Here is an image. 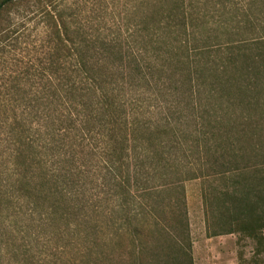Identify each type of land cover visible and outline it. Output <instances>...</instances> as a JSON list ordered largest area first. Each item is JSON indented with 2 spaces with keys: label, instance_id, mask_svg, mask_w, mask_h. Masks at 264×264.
<instances>
[{
  "label": "trees",
  "instance_id": "1",
  "mask_svg": "<svg viewBox=\"0 0 264 264\" xmlns=\"http://www.w3.org/2000/svg\"><path fill=\"white\" fill-rule=\"evenodd\" d=\"M130 1L0 0V264H193L209 174L264 236V0Z\"/></svg>",
  "mask_w": 264,
  "mask_h": 264
},
{
  "label": "rangeland",
  "instance_id": "2",
  "mask_svg": "<svg viewBox=\"0 0 264 264\" xmlns=\"http://www.w3.org/2000/svg\"><path fill=\"white\" fill-rule=\"evenodd\" d=\"M68 5L77 6L83 18L92 16L94 13L104 14L108 22L118 20L113 16L122 13L133 1L130 0H65ZM91 19V18H90ZM261 24H264L262 22ZM264 34V28L262 29ZM251 121L259 118V112L253 111ZM229 179H222L216 175L192 178L185 182V198L191 238V251L193 264H201L202 250L201 241L205 235L212 232H225L234 221L228 220V210H223V218L218 219V205L223 194H234V187ZM205 230V231H204ZM225 238V248L218 251L219 264H264V236L258 240L240 233L236 229L231 233H222ZM264 235V229L262 230ZM118 251L110 248V253L116 255ZM215 259V258H213ZM198 260V261H197Z\"/></svg>",
  "mask_w": 264,
  "mask_h": 264
},
{
  "label": "crops",
  "instance_id": "3",
  "mask_svg": "<svg viewBox=\"0 0 264 264\" xmlns=\"http://www.w3.org/2000/svg\"><path fill=\"white\" fill-rule=\"evenodd\" d=\"M223 237L224 234L222 233L205 235L200 244L202 250L201 264H219L221 262L218 251L225 248V238ZM193 260L196 261V258Z\"/></svg>",
  "mask_w": 264,
  "mask_h": 264
}]
</instances>
